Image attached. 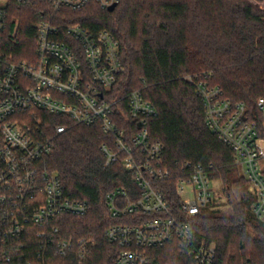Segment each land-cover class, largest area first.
Here are the masks:
<instances>
[{"label": "built area", "instance_id": "built-area-1", "mask_svg": "<svg viewBox=\"0 0 264 264\" xmlns=\"http://www.w3.org/2000/svg\"><path fill=\"white\" fill-rule=\"evenodd\" d=\"M120 1L0 0V264H88L98 246L62 235L63 217L87 216L92 207L70 198L59 175L44 166L68 125L48 133L42 121L32 122L35 114L27 116L33 109L99 126L109 136L100 147L105 166L122 164L133 175L136 195L120 186L104 199L108 216L120 220L105 229V239L119 248L105 264H216L215 246L199 242L190 222L215 200L216 179L202 164L166 163L164 143L149 131L155 105L139 90L118 88L126 72L120 40L62 14ZM38 2L36 55L17 59L9 50L20 44V19L10 27V7ZM185 79L203 103L207 127L232 150L248 181L253 214L264 220V98L252 110L226 98L207 75ZM172 181L175 202L165 190Z\"/></svg>", "mask_w": 264, "mask_h": 264}, {"label": "trees", "instance_id": "trees-1", "mask_svg": "<svg viewBox=\"0 0 264 264\" xmlns=\"http://www.w3.org/2000/svg\"><path fill=\"white\" fill-rule=\"evenodd\" d=\"M42 6L10 7V27L20 19V44L9 50L17 59L36 55L35 24ZM62 14L68 16L66 22L106 29L120 40L126 72L118 88L139 90L155 105L158 115L150 120L149 131L164 143L166 163L202 164L225 190L239 189L241 199L231 212L211 210L210 204L190 219L197 240L215 246L216 264H264V220L252 212L249 183L232 150L207 127L203 103L185 79L207 75L226 98L256 110L258 99L264 98V0H121L112 12L92 4ZM27 114H35L32 122L42 121L51 134L56 124L68 125L55 137L44 166L59 175L70 198L86 200L92 209L84 217H63L61 232L98 242L88 264L111 263L119 248L104 232L120 220L108 216L104 199L120 186L136 195L133 175L122 164L105 166L100 147L109 136L99 126L74 124L39 109ZM165 188L167 197L177 201L175 181Z\"/></svg>", "mask_w": 264, "mask_h": 264}, {"label": "rangeland", "instance_id": "rangeland-1", "mask_svg": "<svg viewBox=\"0 0 264 264\" xmlns=\"http://www.w3.org/2000/svg\"><path fill=\"white\" fill-rule=\"evenodd\" d=\"M216 197L210 206L211 210L219 213L231 212L233 205L241 199V193L237 187L225 190V185L220 178H216Z\"/></svg>", "mask_w": 264, "mask_h": 264}, {"label": "water", "instance_id": "water-1", "mask_svg": "<svg viewBox=\"0 0 264 264\" xmlns=\"http://www.w3.org/2000/svg\"><path fill=\"white\" fill-rule=\"evenodd\" d=\"M117 6H118V4H113L112 6H110L108 8V10L112 12V11H114L117 8Z\"/></svg>", "mask_w": 264, "mask_h": 264}]
</instances>
